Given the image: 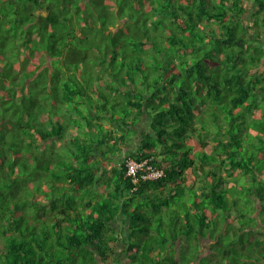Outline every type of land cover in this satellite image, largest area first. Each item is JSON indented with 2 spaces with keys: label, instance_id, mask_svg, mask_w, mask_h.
<instances>
[{
  "label": "trees",
  "instance_id": "obj_1",
  "mask_svg": "<svg viewBox=\"0 0 264 264\" xmlns=\"http://www.w3.org/2000/svg\"><path fill=\"white\" fill-rule=\"evenodd\" d=\"M263 61L264 0H0V264H264Z\"/></svg>",
  "mask_w": 264,
  "mask_h": 264
},
{
  "label": "rangeland",
  "instance_id": "obj_2",
  "mask_svg": "<svg viewBox=\"0 0 264 264\" xmlns=\"http://www.w3.org/2000/svg\"><path fill=\"white\" fill-rule=\"evenodd\" d=\"M246 7L248 8V10L254 8V6L252 5L251 2L247 3ZM247 12L245 13L244 17L246 16ZM91 36H93V34ZM44 63H46V62H44ZM262 64H264V61H263ZM260 69L263 71L264 70V65L261 66ZM40 76L43 77L41 74H40ZM145 124H147V121L145 119H141L137 123L138 129H137L135 134H133L134 133L133 130H131V127H129L130 129H128V132L125 133V135H126L125 138L127 139V135L130 138H128L126 146H124V145L122 146V150L120 152L119 158L115 159V164H118L119 162L124 160L126 157L129 156V154L131 152L136 151V149H137V147L139 145V141H140L139 133L143 132L146 129V125ZM106 126H107V124H106ZM103 129L105 130V127ZM76 132L78 133V131H76ZM64 133L66 135L67 141L71 140L73 138L71 134H67V132H64ZM110 146H113V145H110ZM55 150H59V142H57V141L55 142ZM108 155H109V152H106L105 156L107 157V159H106L105 163L109 161V156L110 155L109 156ZM111 155H116V154L114 153V154H111ZM263 160H264V157H263ZM263 177H264V175H263ZM232 211L236 212L237 215H238L236 220H238L237 224L239 226H247V224L255 223L256 221H258L259 223H263L264 224V209H262L260 212L259 211L255 212V210H253L252 207H251V203H248V202L245 201V197L242 198L241 203L238 204V207L236 206ZM253 212L254 213H258V214L255 216V214ZM252 214H254V215H252ZM119 224H116L114 226L115 229L119 228ZM235 228H236L235 226H232V230H234ZM225 232L226 231H224V230H222L221 232L218 231V235H217V236H222V238H223V240L221 242L222 245H228L229 241L232 242L231 241L232 240V233L229 232L231 234L230 235V239L231 240H229V239H227V235H226L227 233H225ZM209 242H211V240L209 238H207V237H204V238L200 239V244H201L200 256L205 258V260H207L209 262H213V261H215V260H217L219 258H218L217 255H214V254L210 253L209 248H208ZM240 246H241L240 244H236L235 247L239 248ZM197 249H198V246H197V244L195 242L190 243V245L188 246V249L186 251H184L183 253H181L182 260L186 261V259L188 257H190L191 255H195ZM112 259H113V261H110L109 263H106V264H113V263H115L116 260H117L116 264H129L125 254L119 253V254L116 255V257L113 256ZM201 261H203V264L206 263V262H204V260H201ZM197 264H199V263H197ZM251 264H253V263H251Z\"/></svg>",
  "mask_w": 264,
  "mask_h": 264
},
{
  "label": "built area",
  "instance_id": "obj_3",
  "mask_svg": "<svg viewBox=\"0 0 264 264\" xmlns=\"http://www.w3.org/2000/svg\"><path fill=\"white\" fill-rule=\"evenodd\" d=\"M126 175L134 183H138L140 180L160 177L163 175V171L147 163L146 160L137 161L131 158L126 161Z\"/></svg>",
  "mask_w": 264,
  "mask_h": 264
},
{
  "label": "clouds",
  "instance_id": "obj_4",
  "mask_svg": "<svg viewBox=\"0 0 264 264\" xmlns=\"http://www.w3.org/2000/svg\"><path fill=\"white\" fill-rule=\"evenodd\" d=\"M139 139H140V137H139ZM131 159V158H130ZM132 159H134V158H132ZM127 160H129V159H127ZM126 160V161H127ZM136 160V159H135ZM143 160H146L147 161V163H149L148 162V160L147 159H143ZM140 161H142V160H140ZM149 164H151V165H153V166H155L156 168H158V169H161L162 171H163V175L162 176H160V177H157V178H154V179H146V180H155V179H158V178H161V177H163L164 175H165V173H164V170L161 168V167H158V166H156V165H154V164H152V163H149ZM125 173H126V170H125ZM127 176V175H126ZM145 180V181H146ZM119 243L117 244V248H116V254H119V253H121L120 252V249H119ZM211 253V252H210ZM122 254V253H121ZM124 254V253H123ZM213 254V253H212ZM127 258V257H126ZM128 260V259H127ZM128 262H129V260H128ZM129 264H130V262H129Z\"/></svg>",
  "mask_w": 264,
  "mask_h": 264
},
{
  "label": "crops",
  "instance_id": "obj_5",
  "mask_svg": "<svg viewBox=\"0 0 264 264\" xmlns=\"http://www.w3.org/2000/svg\"><path fill=\"white\" fill-rule=\"evenodd\" d=\"M264 227V225H262V224H260V228H263ZM256 228H258V226L256 227ZM119 249L121 248H123V243H121V242H119Z\"/></svg>",
  "mask_w": 264,
  "mask_h": 264
}]
</instances>
